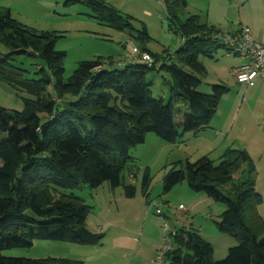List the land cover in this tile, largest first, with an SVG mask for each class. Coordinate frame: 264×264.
<instances>
[{
  "label": "trees",
  "instance_id": "obj_1",
  "mask_svg": "<svg viewBox=\"0 0 264 264\" xmlns=\"http://www.w3.org/2000/svg\"><path fill=\"white\" fill-rule=\"evenodd\" d=\"M65 4H85L96 21L134 37L128 18L107 0H66ZM180 30L187 42L177 54L178 61L196 72L204 71L197 59L208 57V45L224 47L214 39L221 32L200 24L197 16ZM142 34L144 39L137 40L145 44L149 39L145 28ZM62 37L58 32L29 28L13 19L9 11L0 10V44L11 51L7 55L0 52V79L20 95H29L22 97L21 111L0 106V264H82L70 259L7 258L2 254L32 247L36 241L100 244L103 234L87 227L90 207L84 199L63 191L85 186L96 189L107 182L112 188L119 187L123 170L135 163L130 151L143 145L148 134L175 142L181 133L210 128L227 91L215 85L214 94H203L198 91L200 79L170 65L171 58L165 61L154 55L156 64L151 68L143 63L85 61L65 81L62 63L67 53L56 50ZM141 44V51H147ZM13 55L41 58L46 67L36 74L38 79H28L27 71L10 65ZM160 61L172 83L169 102L155 98L152 84L146 80ZM177 98L183 99L189 110L180 130L175 125ZM249 162L252 160L246 151L230 148L218 165L204 157L195 163H178L165 174V192L187 181L194 192L225 202L227 209L216 225L222 234L239 242L226 259L216 262L213 246L196 231L182 228L174 236L175 249L167 254L170 264H264V219L259 212L263 198L254 185V167L250 163L249 178L233 186L235 199L219 190L233 183ZM143 185L146 192L147 176ZM125 188L127 195L134 194V187Z\"/></svg>",
  "mask_w": 264,
  "mask_h": 264
},
{
  "label": "rangeland",
  "instance_id": "obj_2",
  "mask_svg": "<svg viewBox=\"0 0 264 264\" xmlns=\"http://www.w3.org/2000/svg\"><path fill=\"white\" fill-rule=\"evenodd\" d=\"M121 15L128 18L133 27V36L127 31H120L114 27L103 25L94 19L92 10L85 4L67 6L63 0L60 12L63 19H59L65 38L57 43L56 50L67 53L62 65L65 69L67 81L78 69L79 64L85 61H98L105 65L121 63V65L138 63L133 59L129 44L137 46V38L144 39L143 29L147 31L144 46L149 53L163 60L171 58V64L177 65L184 71L193 74L201 80L198 91L212 95L215 85L227 89L222 96L218 110L213 117L212 127L217 124L219 131H223L229 124L233 130L229 136L222 135L219 142H227L228 147L214 145L216 151H205L206 155L215 156L225 153V149L246 151L252 162L244 164L235 175V181L224 188H219L226 197L235 199L233 186L241 184L250 176V163L254 167V181L256 191L261 194L263 204L259 208L264 219V81L256 85L239 84L235 79L223 74L233 62H241L240 56H230L227 49L218 44L208 45L205 49L207 56L198 57L197 61L204 67V71L196 72L189 65L178 61V52L183 44L181 25H186L192 17L197 16L200 24L209 22L222 26V35L240 34L248 29L258 42L264 36V0H107ZM67 6V7H65ZM69 24H65V20ZM86 22L85 26H78L77 21ZM208 24V23H207ZM45 29L51 31V27ZM39 30V28H38ZM47 31V30H41ZM2 48V49H1ZM1 53L7 55L11 51L0 44ZM130 50V51H129ZM141 51V50H140ZM145 51V52H147ZM143 52V51H142ZM163 61L157 64L156 70H150L146 76L151 83L155 98L171 101L173 95L169 81V74L162 69ZM13 68L27 71L28 79H38L41 69L46 64L41 58L13 55L10 58ZM222 82H220V80ZM264 80V79H261ZM5 86V85H4ZM8 88V87H7ZM12 98L0 99V106L11 111H21L24 108L23 98L29 95L17 93L13 88ZM52 87L50 88V91ZM175 125H179L184 114L188 113V105L183 99H175ZM241 111L239 113V109ZM181 133L175 142H166L155 134H148L143 145L130 151L135 163L127 166L122 172V184L112 188L110 183H104L99 188L82 187L73 191H63L65 194H74L90 207L87 217V227L94 232H101L103 238L97 245H80L66 242L36 241L29 248H15L3 252L7 258L27 259H70L82 264H144L150 254L153 244L149 227L160 238L157 251L165 247V237L175 249V238L171 234L178 225L192 227L203 239L209 242L214 249L213 260L218 262L226 259L229 250L239 242L231 236L222 234L216 223L221 221V215L227 209L225 202L210 198L205 193H196L187 181L175 186L170 192L164 191L165 174L178 163L187 161L197 162L204 158L198 151L200 146L207 148L206 139H195L185 151L187 136L196 133ZM217 141H214L215 144ZM235 145V147H234ZM211 147V146H208ZM234 147V148H232ZM222 149V150H221ZM205 150V149H204ZM186 152V153H185ZM211 159V158H210ZM219 157L213 158L215 165L219 164ZM133 175V176H131ZM137 175V177H136ZM145 176L149 178L148 190L143 185ZM124 182V184H123ZM235 184V185H234ZM134 187V194L129 196L125 187ZM190 194V195H189ZM190 196L202 198L204 202L190 214L186 215L178 208L181 204L189 207ZM142 202V204H141ZM142 208V209H140ZM162 210L164 216L157 215ZM168 221L170 231L163 228ZM146 224V226H145ZM102 230H99V227ZM145 228V231H144ZM98 229V230H97ZM117 234L130 235L134 239L132 250L125 257L117 253L114 236ZM147 244V245H146ZM157 251H155L157 253ZM156 254L153 264H155Z\"/></svg>",
  "mask_w": 264,
  "mask_h": 264
},
{
  "label": "crops",
  "instance_id": "obj_3",
  "mask_svg": "<svg viewBox=\"0 0 264 264\" xmlns=\"http://www.w3.org/2000/svg\"><path fill=\"white\" fill-rule=\"evenodd\" d=\"M63 3H64L63 0H0V10L9 11V13L11 14L13 19L17 20L18 22H20L21 24H23L29 28H32L35 30H38V28H39L38 31L47 30V31H41V32H58L60 34H63L61 32L63 30V29H61L62 24L59 21V19H63V18H62V14H58V12H60V8H61V5ZM65 7H67V6H65ZM62 21H65V24L67 23L66 19L62 20ZM86 22H80L78 20L77 25L78 26H85ZM207 23H205L207 26H209L215 30H218L219 32L222 31V29H220V28H222V26L217 25V22H214L213 24H210L209 22H207ZM67 24H69V22ZM47 26H50L52 28L51 31H48V29H45ZM222 32H224V31H222ZM63 38H65V36H63L62 39ZM261 41H264V36L261 37ZM0 52H1V50H0ZM229 55L230 56H228V57L233 56V54H229ZM234 56H237V55H234ZM243 63H244L243 60L239 63L233 62L228 67V70L223 74H228L229 77H232L233 79L236 80L233 72L238 67L243 65ZM117 64L120 65L121 63H117ZM222 80L223 79H221L220 82H222ZM259 81H264V80L258 79L252 85H254V84L256 85V83H258ZM13 93H14L13 90H11V88L5 82H3L0 79V99L7 98V97L12 98ZM3 108H5V107H3ZM240 111H241V107L239 109V113H240ZM188 113H189V110H188ZM176 118H178V117H175V119ZM211 125H212V123H211ZM211 125H210V128H208V129L196 132V134H192L193 136H187L186 148L183 147L182 149H184L186 151L191 146V144L194 142V140L197 138L198 139L200 138V140L206 139L207 142L209 143L208 146H211V147L207 146V148H204V147H202L203 145L200 146V149L198 151L202 152L201 157H207L209 159L211 158L212 160L214 157L221 158L224 154V151H223V153H217L215 156H211L208 154L206 155L205 151H212V150L216 151L217 149L214 147V145H217V144H219L220 148L222 146H225L224 148H227L229 146L227 142H219V141H220L222 135L229 136L231 134V132L233 130V126H232V124H229L223 132V131H219L217 124L215 125V127H212ZM180 127H181V123L176 126V128L178 130H180ZM186 135L187 134H185L184 136H186ZM214 141H217V142L214 144L213 143ZM234 147H235V145H234ZM234 147H232V148H234ZM225 150H227V149H225ZM131 176H133V175H131ZM136 177H137V175H136ZM190 198H191V201L189 202L190 206L186 207L187 208L186 212H183L187 216L190 215L198 207V205L200 203L204 202V200L202 198H195L193 196H190ZM141 204H142V202H141ZM180 206H184V205L181 204ZM140 209H142V208H140ZM145 226H146V224H145ZM182 228L185 229L186 231H190V230L195 231L192 229V227L186 228L183 225H181V227H178L175 230L179 231ZM98 229L102 230V227L100 226ZM144 231H145V228H144ZM92 232L96 233V234L97 233L102 234L101 232H94V231H92ZM148 234L151 236L149 238V241L153 244V246L151 248V251H150V254L148 255L147 260L144 261V264H153L154 256L156 254L155 251H157L156 249L159 246L161 241H159L160 238H159L158 234L152 230V227H149ZM114 243L116 244V247H117V253L120 256L125 257L126 253H128L129 251L132 250V247L134 244V239L130 235L117 234L114 236Z\"/></svg>",
  "mask_w": 264,
  "mask_h": 264
},
{
  "label": "built area",
  "instance_id": "obj_4",
  "mask_svg": "<svg viewBox=\"0 0 264 264\" xmlns=\"http://www.w3.org/2000/svg\"><path fill=\"white\" fill-rule=\"evenodd\" d=\"M214 39L220 42L229 52L228 54H233L240 56L244 61L243 65L234 70V76L239 84L251 86L256 80L264 79V42L256 41L251 35L248 29H243L240 34L235 35H214ZM183 40V44L187 40ZM132 49L133 59H138V63H143L148 67H153L156 64V59L149 52H142L136 46L129 44ZM165 61H169L166 57ZM129 64H133L130 63ZM182 212H186L187 208L185 206H180L178 208ZM157 215L164 216L162 210H157ZM182 225V224H181ZM181 225H178L181 227ZM163 228L166 232L170 231L168 221L165 220ZM178 233L175 230L171 235L175 236ZM169 236H166L165 247L160 249L156 253L155 264H170L167 260V254L172 250V244L170 243Z\"/></svg>",
  "mask_w": 264,
  "mask_h": 264
}]
</instances>
